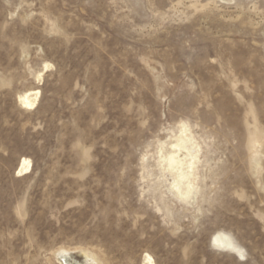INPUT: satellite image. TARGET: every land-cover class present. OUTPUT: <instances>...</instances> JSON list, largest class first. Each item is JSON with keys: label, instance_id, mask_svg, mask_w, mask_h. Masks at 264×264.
I'll use <instances>...</instances> for the list:
<instances>
[{"label": "rangeland", "instance_id": "374dc122", "mask_svg": "<svg viewBox=\"0 0 264 264\" xmlns=\"http://www.w3.org/2000/svg\"><path fill=\"white\" fill-rule=\"evenodd\" d=\"M180 121L207 160L187 204L156 166ZM254 121L264 135V0H0V264H264Z\"/></svg>", "mask_w": 264, "mask_h": 264}, {"label": "bare ground", "instance_id": "6f19581e", "mask_svg": "<svg viewBox=\"0 0 264 264\" xmlns=\"http://www.w3.org/2000/svg\"><path fill=\"white\" fill-rule=\"evenodd\" d=\"M48 66L47 63L44 65V67ZM41 79V73L36 74L37 82L41 81ZM38 94L39 91L37 90H27L20 93L17 99L19 104L24 108H32L37 102ZM252 127V130L247 132L246 147L250 153L249 158L252 167L257 168L259 166L258 146L263 141L264 135L255 121ZM201 157H204V160L203 158L201 160ZM205 164H207V160L203 154V146L186 122L180 121L175 131H171L167 140L158 141L156 146V166L158 168L159 179L165 186V189L180 202L183 201L187 204L188 200L191 202L200 193L203 186H200V183L204 182L206 174H200L199 168ZM29 167L30 160L23 157L19 161L17 173L24 174L29 170ZM155 187L153 186V188ZM210 243L221 250L228 249L239 257L244 256L243 248L227 232H215L210 238ZM81 252L83 259L82 261H77L76 257H72L69 250L60 248L55 252V260L58 264H102L94 253L88 250H81ZM143 264H155L153 257L149 253L144 254Z\"/></svg>", "mask_w": 264, "mask_h": 264}]
</instances>
